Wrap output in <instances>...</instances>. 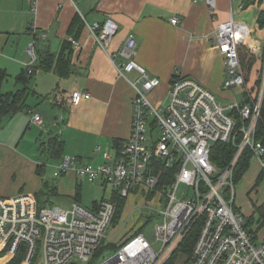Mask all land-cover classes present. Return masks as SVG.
Returning <instances> with one entry per match:
<instances>
[{
	"label": "built area",
	"instance_id": "2783aa9c",
	"mask_svg": "<svg viewBox=\"0 0 264 264\" xmlns=\"http://www.w3.org/2000/svg\"><path fill=\"white\" fill-rule=\"evenodd\" d=\"M194 1L204 2L215 17V0ZM179 20L173 17L172 23ZM87 25L104 50L119 31L111 17ZM30 31L36 36L34 25ZM212 40L224 59V88H244L247 99L224 106L213 91L178 72L166 99L154 105L150 95L162 81L134 58L137 42L129 37L110 54L114 62L123 59L117 65L120 74L138 73L128 79L135 89L129 139L105 150L97 164L63 155L54 171L56 178L72 172L77 179L100 182L105 188L111 185L113 197L103 198L93 208L76 200L70 209L39 205L26 193L0 197V264H264V240H257L247 217L235 207L241 161L247 155L248 164L251 158L258 159L264 175V138L258 134L264 102V39H257L246 23L231 16L217 23ZM28 51L32 73L35 42ZM245 56L261 62L259 85L251 84L243 69ZM90 97V92L77 89L69 101L78 104ZM32 118L43 124L41 115L34 113ZM217 143L235 147L222 167L213 160ZM131 198L140 201L122 219L119 199ZM153 217L159 221L151 242L142 228ZM129 223L135 231L112 242ZM196 229L197 239L188 254L181 246Z\"/></svg>",
	"mask_w": 264,
	"mask_h": 264
},
{
	"label": "crops",
	"instance_id": "0c3cea01",
	"mask_svg": "<svg viewBox=\"0 0 264 264\" xmlns=\"http://www.w3.org/2000/svg\"><path fill=\"white\" fill-rule=\"evenodd\" d=\"M215 1L214 17L204 2L194 0H91L84 2L83 8L75 0H0V70L15 76V88L4 92L1 86L2 93L16 92L24 87L18 83L17 76L31 63L27 54L30 43L37 41L38 46L47 45L52 51H58L65 40L77 43L73 44L71 54L75 73L60 77L54 72H39L56 76L52 88L54 95L41 102L47 105L41 114L43 124L23 116L24 121L18 123L13 133L0 132V197L25 193L24 174H17L16 169L23 173L36 167L39 173L43 166L37 163L36 150L28 145V141H34L33 133H30V140L26 132L18 139L24 125L25 129L32 125L39 132L35 141H43L38 148L40 156L43 155L42 146L56 137L64 142L63 154L69 146L75 145L79 147L73 152L76 156L93 154L91 160L100 163L105 150L112 151L129 139L135 89L128 79H133L130 77L133 73L136 78L138 73L120 74L117 65L123 59L117 58L114 62L110 55L118 52L129 37L137 42L134 58L151 76L162 81L150 95L153 99L155 92L162 90L161 98L152 101L154 105L166 99L171 79L178 72L221 95L226 90L223 85L225 63L212 40L216 25L232 16L246 23L256 38L263 40L260 17L264 0ZM108 17L119 24V31L104 50L87 23L102 22ZM173 17H179V22L173 24ZM31 25L36 27V36L30 31ZM42 33L46 38L41 37ZM14 63L18 64L15 72ZM30 82L29 92L37 94ZM77 89L90 92L91 97L78 104L70 103L69 95ZM25 105L29 107L26 100ZM36 109L38 113L39 107ZM60 116L64 121H58ZM12 178L18 186H13Z\"/></svg>",
	"mask_w": 264,
	"mask_h": 264
},
{
	"label": "rangeland",
	"instance_id": "374dc122",
	"mask_svg": "<svg viewBox=\"0 0 264 264\" xmlns=\"http://www.w3.org/2000/svg\"><path fill=\"white\" fill-rule=\"evenodd\" d=\"M75 1L80 5L81 8H83L84 2H91V0ZM30 45L31 43L28 45V48ZM27 54H29L30 56V52L28 51V49ZM15 60H17L16 57L14 61ZM14 66L15 70L13 72L18 70V64L14 63ZM243 69L247 73L248 79L251 80V84L254 81H256L255 85L260 84L259 78L261 62L259 60H256V57L245 56L243 60ZM7 74L9 76L6 78L2 85L4 92H6V90H12L13 88H15V76L12 75L10 72ZM133 76L134 73L130 77L134 78ZM55 77L56 76L53 73L47 74L38 72L33 75L30 82V86L35 88L37 94L29 92L28 96L26 97V102L29 107L25 110L18 112L9 120L8 118L5 120L4 118L2 119L4 121H1L0 123V132L6 133L8 135L13 133L12 131L16 130L18 123L24 121L25 118L22 117H32L33 114L36 113L37 106L39 107V109L38 113L36 114H43V107H47V105L42 104L41 102L45 101L44 99H50V96L54 95L55 91L52 88L55 86ZM243 89L244 88L226 89L221 92V95H217L216 93L215 95L217 96V100L224 106L231 105L236 102L242 103L247 99V97L245 96V91ZM161 93L162 90L155 92L153 99L150 96L151 101L154 102L160 99ZM29 108H31V110L28 111ZM25 126L26 125L21 128L18 139L21 138L23 132H26L25 134L28 137L27 139L30 140L32 138L30 136V133H33L34 141H28V145L29 148L32 147L38 153V148L43 142L35 141L39 132H37L35 128H32V125L28 129H25ZM17 142L19 141H15V143ZM45 142L46 141H44V143ZM78 149L79 147L75 145L69 146L68 149L65 150V153L63 155L76 156L77 153L73 152H76V150ZM37 153L35 157L36 160L38 159L37 163H41L43 165L44 173L40 174L43 175V177L39 175L36 170V167L34 169H27L23 173H20L19 169H16L15 172L17 174H24V181L22 185H26L25 193L31 194L36 197L41 204L54 206L58 205L64 209H70L72 204L77 200L85 207L93 208L94 204L98 203L103 198L113 197L114 190L111 185L105 188L100 182H91L87 179H77V177L74 175V173L72 174V172H69L60 176L59 178H56L54 176V171L56 170V166L58 165L60 158H52L44 155L40 156L37 155ZM78 155L82 156L83 163H98L97 160H91L90 157L91 155L93 156V154L79 153ZM246 157H249V155H247ZM11 181L13 182L12 184H14L13 186L15 187L19 185V183H15L14 178H12ZM20 181L21 178H19V182ZM236 181L237 182L235 207L247 217L249 229L256 236L257 240L262 241L264 240V224L260 222V211L264 206V175L259 160L256 158H251L249 162V167L241 175L236 177ZM47 185L49 187H47ZM53 188L56 189V194H52L53 192H51V194L49 193L48 189L51 190ZM136 201H140V198H131L127 201H124V212L122 215V219L124 218L127 210L130 209ZM155 207L158 208V206ZM148 213L149 212H147L146 215H148ZM120 214L121 213H119V216ZM158 221L159 219L157 217H153L151 221L148 224H145L146 226L144 225L145 227L142 228V231L151 242L155 239L153 229L155 223H157ZM133 231H135V227H131V223H129V226L125 227L121 234L111 240H114L112 242H117L118 240L124 237V232L129 234ZM77 264L88 263L84 261H78Z\"/></svg>",
	"mask_w": 264,
	"mask_h": 264
},
{
	"label": "trees",
	"instance_id": "16d2710c",
	"mask_svg": "<svg viewBox=\"0 0 264 264\" xmlns=\"http://www.w3.org/2000/svg\"><path fill=\"white\" fill-rule=\"evenodd\" d=\"M260 24L264 28V11L260 17ZM38 42H35L37 61L32 66V73L29 72V67L17 76L19 84L24 87L16 92L2 93L1 86L3 81L6 79L7 74L5 71L0 70V122L2 119L9 115H14L17 112L26 108L25 100L28 96V84L32 79V76L38 72H54L60 77L69 76L75 73V66L71 63V54L73 43L71 40H65L58 51H52L47 45L38 46ZM31 110L30 108L28 111ZM258 126L259 137L264 138V102L262 106V114ZM64 151V142L56 137H52L47 142V145L42 146V153L44 156L52 158H62ZM235 147L223 143H217L213 150V160L219 165L224 166L233 156ZM249 167L248 157L243 159L237 168L236 177L241 175ZM39 173H44L43 166L39 168ZM235 177V181H236ZM237 182V181H236ZM47 187H49L47 185ZM49 193L56 194V189H48ZM119 203L123 206L124 200L119 199ZM260 222L264 224V206L260 211ZM199 230L193 231L187 241L181 246V250L186 253H191L195 240L197 239ZM13 264H16L14 261ZM169 264H174L170 262Z\"/></svg>",
	"mask_w": 264,
	"mask_h": 264
},
{
	"label": "water",
	"instance_id": "95a60500",
	"mask_svg": "<svg viewBox=\"0 0 264 264\" xmlns=\"http://www.w3.org/2000/svg\"><path fill=\"white\" fill-rule=\"evenodd\" d=\"M168 101V100H167ZM167 101H166V103H167Z\"/></svg>",
	"mask_w": 264,
	"mask_h": 264
}]
</instances>
